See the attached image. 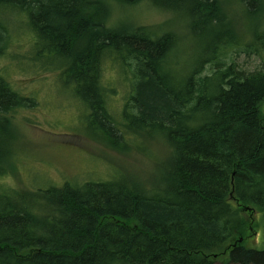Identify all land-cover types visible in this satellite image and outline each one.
<instances>
[{"label": "trees", "instance_id": "obj_1", "mask_svg": "<svg viewBox=\"0 0 264 264\" xmlns=\"http://www.w3.org/2000/svg\"><path fill=\"white\" fill-rule=\"evenodd\" d=\"M148 1L184 21L191 46L181 76L170 61L176 33L157 36L139 26L123 36V28L105 25L103 0H0V55L14 17L6 10L15 9L28 18L34 48L48 42L64 59L56 68L74 73L86 117L110 124L98 136L114 144L124 131L158 133L166 159L157 169L167 175L160 186L153 176L150 189L129 174L12 188L1 181L11 165L1 136L0 264H264V248L246 245L248 211L264 215V37L254 34L260 65L246 71L227 58L246 32L236 30L231 0ZM246 11L260 24L263 3ZM105 59L129 82L120 121L107 109L116 89L101 81ZM30 99L0 75V132L7 136L12 112L32 107Z\"/></svg>", "mask_w": 264, "mask_h": 264}, {"label": "rangeland", "instance_id": "obj_2", "mask_svg": "<svg viewBox=\"0 0 264 264\" xmlns=\"http://www.w3.org/2000/svg\"><path fill=\"white\" fill-rule=\"evenodd\" d=\"M231 1V17L235 20L236 30L246 32L242 35L244 41L238 48L235 46L227 58L231 57L238 67L246 71L254 70L259 67L262 54L254 34L264 37V12L258 16V24L246 9L254 11L263 3L264 10V0ZM103 2L109 10L105 25L112 29L123 28V36L139 26H148L146 28L157 36L176 33L181 40L175 43L177 47L171 53L170 61L172 65L177 63L178 76L184 73L191 44L185 38L184 21L178 12L157 8L148 0L135 4L116 0ZM6 12H11L14 17H10L8 22L11 38L0 55V75L21 95L30 97L28 105L33 106L17 108L12 112V122L5 126L10 142L6 134L0 132V138L3 136L7 141L6 150L11 153V165L1 181L12 188L38 190L61 186L65 182L79 185L86 181L115 180L129 174L142 180L147 189H150L148 187L155 175L154 186L162 185L167 178L166 171L158 173L157 167L166 159L163 137L156 132L137 137L124 131L118 139L114 129L112 137L116 138V142L108 144L98 134L102 125L110 124L98 117L94 120L86 117L84 101L80 98L83 94L78 92L80 87L73 79L74 73L72 75L68 71L67 74L57 69L64 59L50 49L48 42H41L34 48V40L27 29L28 18L25 15L21 18L15 9ZM249 39L254 42L250 43ZM247 42L250 47L245 45ZM101 77L106 88L116 89L107 98V109L113 119L120 121L123 102L130 89L129 82L124 78L125 71L113 60L105 59ZM261 109L264 111V103ZM251 218L253 227L246 245L264 248V215L248 211V220L251 221Z\"/></svg>", "mask_w": 264, "mask_h": 264}]
</instances>
